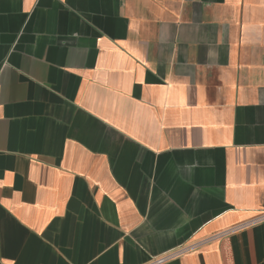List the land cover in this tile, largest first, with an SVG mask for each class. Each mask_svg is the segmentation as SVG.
Here are the masks:
<instances>
[{
  "label": "crops",
  "instance_id": "obj_1",
  "mask_svg": "<svg viewBox=\"0 0 264 264\" xmlns=\"http://www.w3.org/2000/svg\"><path fill=\"white\" fill-rule=\"evenodd\" d=\"M264 264V0H0V264Z\"/></svg>",
  "mask_w": 264,
  "mask_h": 264
},
{
  "label": "built area",
  "instance_id": "obj_2",
  "mask_svg": "<svg viewBox=\"0 0 264 264\" xmlns=\"http://www.w3.org/2000/svg\"><path fill=\"white\" fill-rule=\"evenodd\" d=\"M166 260H167V258H162V259H159V260L153 262L152 264H163Z\"/></svg>",
  "mask_w": 264,
  "mask_h": 264
}]
</instances>
